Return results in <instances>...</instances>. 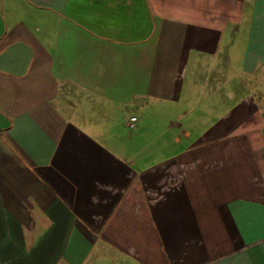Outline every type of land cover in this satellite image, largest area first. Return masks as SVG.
Instances as JSON below:
<instances>
[{
	"label": "crops",
	"instance_id": "obj_1",
	"mask_svg": "<svg viewBox=\"0 0 264 264\" xmlns=\"http://www.w3.org/2000/svg\"><path fill=\"white\" fill-rule=\"evenodd\" d=\"M0 264H264V0H0Z\"/></svg>",
	"mask_w": 264,
	"mask_h": 264
},
{
	"label": "rangeland",
	"instance_id": "obj_2",
	"mask_svg": "<svg viewBox=\"0 0 264 264\" xmlns=\"http://www.w3.org/2000/svg\"><path fill=\"white\" fill-rule=\"evenodd\" d=\"M91 105H92L91 110H92L93 114H95V113L98 111V108H97L94 104H91ZM126 112H127V111L122 110L121 113H117V116L115 117V119H116L118 122H121L122 120L120 119V117L122 116V118H123V116H125ZM121 124H122V122H121ZM122 127H123V126H121L122 136L125 137L126 139H129L130 134H128V132H127L128 130H126V129L122 128ZM125 138H124V139H125Z\"/></svg>",
	"mask_w": 264,
	"mask_h": 264
},
{
	"label": "built area",
	"instance_id": "obj_3",
	"mask_svg": "<svg viewBox=\"0 0 264 264\" xmlns=\"http://www.w3.org/2000/svg\"><path fill=\"white\" fill-rule=\"evenodd\" d=\"M86 96L88 98H91V94L90 93H86ZM137 117L135 114H132L129 116L128 120H127V123H126V126L130 129H132L134 126H135V121H136Z\"/></svg>",
	"mask_w": 264,
	"mask_h": 264
}]
</instances>
